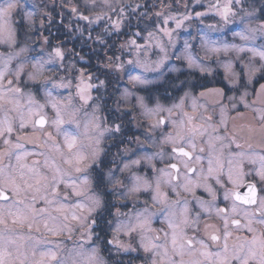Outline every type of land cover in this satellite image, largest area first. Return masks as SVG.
Instances as JSON below:
<instances>
[{"label": "snow or ice", "instance_id": "6c2138e0", "mask_svg": "<svg viewBox=\"0 0 264 264\" xmlns=\"http://www.w3.org/2000/svg\"><path fill=\"white\" fill-rule=\"evenodd\" d=\"M141 7L147 4L138 0H83L82 6L71 7L74 19L87 22L69 30L78 34L83 44L92 41L97 55L92 71L93 66L75 47L65 48L63 41L52 44L51 32L42 41H32L37 13L51 24L55 4L50 9L46 2L27 5L24 0H0V141L6 146L0 150V201L4 202L0 204V225H4L0 231V264H65L58 256V243L39 251L40 258L35 259L37 245L53 241L38 240L30 254L22 246L12 247L18 233L7 226V218L29 233L34 228L39 232L43 221L44 229L53 237L79 229L81 243L74 264H106L99 242L105 239L101 233L108 229L112 238L106 240L107 245L117 252H142V264H264V83L255 87L264 80V0H225L223 4L217 0L209 9L223 25L198 29L193 37L197 43L185 40L179 54L169 53L157 42L160 55L156 60L150 58L155 53L148 42L158 31L172 43L173 29L156 25L146 38L142 30L136 31L116 46L132 18L140 21L146 15H136ZM17 15L27 27L23 36L13 19ZM155 15L161 17L163 13ZM205 15L195 13L196 18ZM189 19L191 15L167 16L163 25L174 20L180 28ZM229 24L235 29H228L231 41L215 35ZM138 38L148 42L140 44ZM99 49L104 50L103 56ZM133 50L135 58L125 60L124 54ZM171 55L183 62L188 76L199 72L200 80L215 77L211 63L221 65L229 89L180 80L185 69L169 68ZM77 57L85 64L77 67ZM171 73L179 75L172 77ZM122 82L123 91L113 87L108 93L111 85ZM161 83L166 85L165 96L158 90ZM197 88L202 90L197 93ZM134 89L145 95H137ZM228 91L239 92V99L229 96ZM112 94H117L114 109L108 108L105 98L111 99ZM165 98L171 103H161ZM237 104L251 112L253 123L248 130L258 136L255 141L250 136L246 148L239 142L237 130L231 135L220 134L221 127L227 132V113L236 111ZM105 109L109 116L100 115ZM217 109L221 115L218 123ZM137 112L139 119L136 115L132 119L137 120L138 128H145L143 139L139 135L126 137V125L131 122L126 118ZM46 127L54 129L55 135L45 131ZM28 128L43 135L44 144L35 147L46 151L26 149ZM169 144V159H184L157 169L154 161L162 158L163 151L152 149ZM111 147L116 148L114 155ZM29 156L43 157V162L23 163ZM13 157L15 164L11 163ZM5 158L9 163H4ZM205 160L206 171L201 166L197 172L190 166L193 161L202 165ZM180 164L186 170L182 184ZM225 164L231 189L223 182ZM245 164L252 166L247 172ZM190 174L198 176L195 186L203 187L211 197L209 201L197 198L200 211L190 208L189 201L181 197V190L192 191ZM161 176L168 179L162 181ZM249 176L254 179L246 182ZM211 180L219 188H213ZM162 183L170 187L176 199L161 190ZM220 189L224 190V201H231L230 207H216ZM39 203L44 206L37 207ZM213 208L223 222V231L205 224L201 234V214L211 215ZM156 221L166 227L155 228ZM189 228L192 235H188ZM233 231L245 234L230 244Z\"/></svg>", "mask_w": 264, "mask_h": 264}, {"label": "flooded vegetation", "instance_id": "af4514ba", "mask_svg": "<svg viewBox=\"0 0 264 264\" xmlns=\"http://www.w3.org/2000/svg\"><path fill=\"white\" fill-rule=\"evenodd\" d=\"M34 1H38V0H34ZM27 2L26 0H24V3ZM69 15L72 16L71 12H68ZM52 15L54 17L58 16V19H54V21L50 24L49 20L47 19V17H41L39 14L36 15V19H40V21L37 24H34V27L36 26L38 31H40L41 35H44L51 32L52 36L54 37H58V35L62 34L60 32V28L61 26H63L64 28H66V23L69 22V24L73 25V20L71 21H65L61 18L62 13H54L52 12ZM41 19H43V26L41 24ZM27 30V27L25 26V28ZM73 29V28H72ZM67 31V30H66ZM65 31V34L67 35ZM69 34V33H68ZM121 40H124L125 37H121ZM64 42V40H70L69 37H65V39H57L55 41L54 38V44L58 43L59 41ZM73 47H75V44H72V46L70 47V49H72ZM37 48V47H36ZM38 50V49H37ZM218 69H214L215 72V77H207L206 80H200V79H187L190 83H207L209 87H220V88H224V89H229V84L228 82L224 79V75H225V71L222 69H219L220 67H216ZM214 80V82H213ZM176 83H179V81H176ZM259 83H264V80H260L258 83L255 84V87H259ZM123 86H125L124 82L123 85H119L117 87H120L121 89L123 88ZM164 87H166L165 84L161 83L159 86V90H163L161 92V94L163 96H165L164 93ZM202 89L197 88L196 91L197 93L199 91H201ZM138 92V91H137ZM182 94V93H180ZM228 95H236L237 99H239V92L233 93L232 91H228ZM254 95L253 96H249L248 100L251 101L252 99H254ZM161 103L168 105L171 103L170 99H162ZM225 103H227V100H225ZM238 113L242 114L241 116H238ZM51 111L49 110V115H51ZM2 115V114H0ZM221 119V115H220V111L219 109L216 110V115H215V122H219ZM227 132H225L224 128L221 127L220 129V134L221 135H231L232 131L235 129L237 130V137L238 140L241 144H244L245 148L247 147V144L245 143L246 140L249 139V137L251 136L253 141L258 139V136L255 133H250L248 130V126L250 124L253 123L252 120V114L251 112L246 109L244 107L243 104H237V110L236 111H229L227 113ZM131 121V120H129ZM143 123V122H142ZM145 127H146V123ZM145 128L141 127V128H136L135 129V124L131 121L130 123H128L126 125V137H131V136H140L141 139H143V135L142 133L144 132ZM170 129H166L165 131H168ZM45 131H51L53 132V135H55V131L54 129L50 128V127H46ZM18 135H25V133L23 132H18ZM27 143L25 144V147L27 150L29 151H33V150H38V151H46L47 149L45 148H39L37 149L35 146L36 145H43L44 144V137L43 135L39 132V131H33V129L28 128L27 132ZM160 133H157V137H159ZM6 146L3 145L2 141H0V150H3ZM171 145H158L156 148L152 149L153 151H163V156L162 158H157L154 163L157 167V169H163L166 168L167 165L169 163H180V159H184V158H179L177 160H170L169 157L171 155ZM232 149L235 151H238V149L235 148V145H232ZM116 153V148L115 147H111V154H115ZM39 159L41 161V163L43 162V157H38V156H29L26 158L25 161H23V163H27V164H31L32 161ZM109 159H111V155L109 156ZM4 163L7 164L9 163L8 159L5 158L4 159ZM11 163L15 164V158H12ZM191 167L197 169V172H199L201 166L203 167V169L206 171L207 170V161L205 160L202 165L201 163L195 162L193 161L192 164L190 165ZM251 165L245 164L244 166V170L247 172L249 170V168H251ZM186 170L183 167V164H180V173H181V177H180V183H184L185 182V177H184V172ZM157 176H160L161 174L159 172L156 173ZM191 176V180L193 182V187H192V191L190 192H183L181 190V197L184 199H187L189 201V207L193 208L195 211H200L199 205L197 204V198H201L205 201H209L211 200V197H209L207 195V193L204 192L203 187H196V183L198 181V176L197 175H192ZM162 181H166L168 179L167 176H161ZM254 177L249 176L246 178V182L248 180H253ZM223 182L226 186V188L231 189L233 187V185L231 183L228 182V177H227V164H225V171H224V175H223ZM210 183L212 184L213 188H219V185L215 184V180H211ZM161 190L162 191H166L169 192L171 195L172 199H176V196L174 194H171V190L170 187L167 184H163L161 185ZM223 189H220V194L218 196V199L216 200V207H225L231 206V201H224L223 199ZM241 191H243V189H241ZM144 197H141V199H143ZM4 202L0 201V204H3ZM44 205L42 203H39L37 205V207H43ZM127 209H122V211H126ZM237 218H241V217H237ZM242 219V218H241ZM243 222V220H242ZM208 224L211 226H214L216 228H220L221 231H223V222L222 220H220L215 213V208L212 209L211 211V215H208L207 212H202L201 217H200V221H199V227L201 229V234L203 232V228L204 225ZM7 226L9 228H15L16 232L18 233V235L14 236L13 238L15 239L16 243L15 245H13L12 247H16V246H22V249L24 251H27L29 254L31 253V248L33 245L37 244V241H43V240H49V241H53V244H48V245H44V244H40L37 245L38 247V251H37V255L35 257V259H39V251L44 250L47 247H53L54 244L58 243L59 244V249H58V256L61 257L64 261L65 264H74V261L77 259L76 253L78 251V245L79 243H81V239H80V230L76 229L75 231L69 233V232H65L64 235L62 236H58V237H53L51 236L45 229L43 226V221L40 222L39 227H40V231L36 232L35 228L33 229V231L31 233H29L28 229L25 227L24 229H19L16 228V226H14L11 223V219L7 218ZM155 228H161V227H166V225H162L159 221L154 222L153 225ZM4 230V225H0V231ZM97 231L99 232L100 230L97 229ZM188 235H192L193 234V230L191 228H189L188 230ZM245 233H241V232H236L233 231V237L230 239L229 243H234L235 242V237L239 236V235H243ZM69 235L71 236V238L69 239ZM102 236L105 237L104 240H101L99 242L100 244V248H101V252L100 255L103 257V259L105 260L106 264H142V256L143 253H136V252H132V251H120L117 252L116 249L111 246V245H107L106 240L107 239H111L112 238V232L111 229H108L106 233H101ZM125 242H127V238H122ZM185 259H187V257H185Z\"/></svg>", "mask_w": 264, "mask_h": 264}, {"label": "rangeland", "instance_id": "374dc122", "mask_svg": "<svg viewBox=\"0 0 264 264\" xmlns=\"http://www.w3.org/2000/svg\"><path fill=\"white\" fill-rule=\"evenodd\" d=\"M26 1L27 2H25V4H27V5H31L33 3H36V1H34V0H26ZM67 1L72 2V1H75V0H67ZM152 1H156V0H152ZM174 1L175 0H159V3H157L154 6L152 5L151 6L152 7L151 9H150V6H149V8L147 7L146 12H144V13H146V15H144L143 20H142V23L140 24L141 26H139V27L133 26V25L130 26L131 34L134 33V32H136V31H141L142 30V37H144V38L147 37V33L149 31H154V29L156 28V25H161L162 27H167L169 29H173L174 30L172 32V37H171L172 43L169 42V37L168 36H165V35H163L162 32H158V31L157 32H154V37H153V39L150 42L146 41L144 38H138V43H140V44H145L146 42L150 43L151 48H152V52L155 53V54H153V55L150 56V58L152 60H156L158 58V56L160 55L159 50L155 47V45H156L157 42L163 43V45L168 49L169 53H176V54H179V52L183 49V44H184V41L185 40H188L191 43H197V41H194L193 40V37L194 36H197L198 31H197V33H194L193 34V31L190 30L189 25L185 26L186 25L185 22L187 20H185L183 22V25L180 28H176V23H175L174 20H170L167 25H163V19L165 17H167V16H174V17H177V18H182L184 15H191L192 19H195L196 17H194L195 14H194L193 11L196 10V9H193L192 8L191 10L188 11L186 9L187 6H190V4L194 6V4H198V3H199L200 6L201 5H204L205 3H210V4L217 3V0H176L175 2ZM148 2L151 3V0H149ZM219 2L221 4H223L225 2V0H219ZM139 3H141V1ZM177 8H179V9H177ZM198 9L201 12H206L207 13V15H205L203 17L208 16V18H209L208 21H210L211 18H213V17H216V18L220 19V21H217V22L204 23L203 22L204 20H201V19H203V17H200V18H198V20H201V22L198 21V23H200L199 24V29L208 30V27H207L208 25H216L217 28H219L221 25H223V21L221 20V18L218 15H216L213 11H211L209 9V5L208 6H201V8H198ZM25 11H31V8H26ZM157 12H161V13H163V15L161 17H157L155 15V13H157ZM144 13H142V14H144ZM62 14H63V17L65 19H68V18L70 19L68 21H71V20L76 21V19L73 18V15L72 16L69 15L68 12H63ZM13 19H14L15 22L18 21L17 23H19V21H20L18 15L15 16ZM189 20H191V19H189ZM70 25H72V24H70ZM81 26H82V24H81ZM72 27H73V25H72ZM22 28H23V26H22ZM230 28H232L233 30H235L234 29V25H231V24L224 25V32H222V33H216L215 35H219L221 39H226L228 41H231L232 40V34H231L230 31H228V29H230ZM181 29L182 30H188V31L182 32V34H181ZM123 31L125 32V29ZM189 31H191V32H189ZM178 34L180 35V38H179V35ZM68 35H69L68 37H69L70 40H65L64 41V47L70 49V47L72 46V44H75V39H74V34L70 30H69V34ZM126 35H127V33H125L124 36H126ZM181 38H182V42L180 44L179 42H180ZM32 41H35V40H32ZM37 41H42V37H39V40H37ZM51 42L53 44V41L52 40H51ZM177 45H179L180 48H178ZM36 47H37V49H39L40 44L37 43L36 44ZM197 51H199V48L198 47H197ZM199 54L201 56H203V52L202 51H200ZM135 55L136 54H135L134 50L131 51V52H126L124 54V59L125 60L134 59L135 58ZM143 55L144 54L141 53L140 54V58H143ZM173 58H176V56L175 55H171L170 60L168 61V67L170 68V67L175 66V67H179V68L185 69V71H186L185 66L184 67L178 66V64H176V62L174 61ZM70 59H71V57H70ZM210 67L213 69V71H214V69L215 70L218 69L216 67H220L219 69L224 70V68L221 65H218V64H216L214 62L210 64ZM164 72H168L167 68L164 69ZM148 75H149V78H153V76H154V74H151V73H149ZM195 75L198 76L200 74H199V72H196ZM120 85H123V82ZM113 87H116V86L115 85H111L108 88V93H112V88ZM123 88H124V86H123ZM123 88L122 89L120 88V90L123 91ZM133 91H135V89ZM162 91L163 90H159V93H160L161 96H163L161 94ZM135 92H136L137 95H143V93H141V92H137V91H135ZM105 98L107 99L108 108L114 109L115 108L114 101L116 99L115 94H112L111 99H108L107 96ZM123 107H127V106L124 105ZM100 115L101 116H109V112H108L107 109H105L104 111H102L100 113ZM133 115H136L137 118L139 119L138 112L137 113H132L126 119L127 120H131L135 124V129H136V128H138L137 127V120H133L132 119V116ZM140 122L141 123L142 122L143 123H146L143 120H141Z\"/></svg>", "mask_w": 264, "mask_h": 264}, {"label": "trees", "instance_id": "16d2710c", "mask_svg": "<svg viewBox=\"0 0 264 264\" xmlns=\"http://www.w3.org/2000/svg\"><path fill=\"white\" fill-rule=\"evenodd\" d=\"M141 1V3L140 4H147V7L149 8V6H150V9L152 8L151 6L153 5H156L157 3H159V0H156V1H152L151 0V3H149L148 1L149 0H138V2H140ZM176 1V0H175ZM174 1V2H175ZM47 3L48 5H49V7H50V9H51V6L53 5V4H55V9H54V13H63V12H71L70 11V9H71V7H73V6H76V5H81L82 6V2H83V0H75V1H72V2H69V1H67V0H38V1H36V3L37 4H43V3ZM64 5L63 7H61V5ZM208 5H210V3H205L204 5H201V6H208ZM201 6L199 5V3L198 4H194V6L193 5H191L190 4V6H187L186 7V9L189 11V10H191L192 8L193 9H196V10H194L193 12H194V14L196 13V12H201L198 8H201ZM147 7H141V9L139 8L138 9V11H137V16H140L142 13H144V12H146V9H147ZM177 9H179V8H177ZM149 10V9H148ZM88 13L87 12H85V15H87ZM37 15H38V13H37ZM19 16V19H20V21H19V23H17V22H15V25H17L18 27H19V30H20V32H21V35H23V33L25 32V30L26 29H24L25 27L24 26H26V24H25V22L21 19V16L20 15H18ZM195 17V16H194ZM56 19H58V16H56L55 17ZM61 18L63 19V20H65V21H68V20H70L69 18L68 19H65L64 17H63V14L61 15ZM143 20V19H142ZM142 20H140V21H138L135 17H133L132 18V20H131V25H133V26H137V27H139V26H141L140 24L142 23ZM201 20H204L203 22L204 23H212V22H217V21H220V19H218V18H216V17H213V18H211V20L210 21H208L209 20V18H208V16H206V17H203V19H201ZM201 20H198V18H195V19H191V20H187L185 23H186V25L185 26H187V25H189V27H190V30H192L193 31V34L194 33H197V31H198V29H199V24L200 23H198V21H200L201 22ZM39 21H40V19H39ZM38 19H35V24H37L38 22ZM78 22V23H77ZM81 24H82V27L83 26H86V24H87V22H84V21H73V27H72V25H70L69 24V22L68 23H66V28H64L63 26H61V28H60V32L62 33V34H60V35H58V37H54V36H52V34L49 36V33H47V34H45V36H49V38L53 41V44H54V38H55V41L57 40V39H65V37H67V36H69L68 35V33H69V28H76V27H78V26H81ZM76 25V26H75ZM22 26H23V28H22ZM99 27V26H97V25H94V27ZM136 27V28H137ZM35 28V32H34V34H31V36H32V40H35V41H37V40H39V37H43L44 35H41V33H40V31H38V30H36L37 29V27L35 26L34 27ZM125 29V32H124V35H125V33H127V35L126 36H124V35H121L120 36V38L121 37H125V39H127L129 36H131V31H130V27H125L124 28ZM139 29V28H138ZM67 30V31H66ZM27 31V30H26ZM65 31H66V33H67V35L65 34ZM185 31H188V30H182L181 29V34H182V32H185ZM134 32V31H133ZM189 32H191V31H189ZM179 35V34H178ZM182 36V35H181ZM119 38V40H117L116 41V46H117V48L119 47V44L120 43H122L123 42V40H121ZM179 38H180V35H179ZM74 39H75V51L76 52H78V53H80L81 55H83L84 57H85V60L86 61H88L89 62V65H91V66H93V67H91V70L92 71H95V65L97 64V55H96V53L93 51V48H94V45H93V43H92V41H88V43L87 44H83L79 39H78V34H76V35H74ZM114 39H115V37H114ZM63 41V40H62ZM65 41V40H64ZM181 42H182V38H181V40H180V44H181ZM177 47L178 48H180L179 47V45H177ZM99 51V54L101 55V56H103V54H104V50L103 49H99L98 50ZM113 51H115V49H113ZM109 55H111L112 53L111 52H109L108 53ZM117 55H119L120 53L119 52H117L116 53ZM77 59V67H80L81 65H84L85 64V62L84 61H79V59H78V57L76 58ZM174 60H175V62H176V64H178V66H182V67H184L185 65L183 64V62H181V61H177L176 60V58H173ZM85 66H88V65H85ZM165 74H168V72H165ZM171 75H172V77H175V76H177V75H179V73H171ZM199 76L200 75H198V76H196V75H192V76H188L187 75V71H185V75H180V80H185V79H199ZM101 78H103V77H101ZM116 87L117 86H119V85H115ZM120 88V87H119ZM136 91V90H135ZM138 92H141V93H143V95H145V93L143 92V91H138ZM116 95L117 94H115V97H116Z\"/></svg>", "mask_w": 264, "mask_h": 264}]
</instances>
